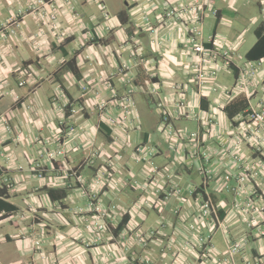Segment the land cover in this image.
<instances>
[{"label": "crops", "instance_id": "1", "mask_svg": "<svg viewBox=\"0 0 264 264\" xmlns=\"http://www.w3.org/2000/svg\"><path fill=\"white\" fill-rule=\"evenodd\" d=\"M108 1L0 0V185L10 179L7 195L0 196V261L142 264L146 258L151 264H240L264 259V236L258 233L264 214L234 207L238 199L264 205V175L249 176L240 195L226 187L236 186L243 171L236 154L253 168L264 165V147L258 151L244 135L254 124L246 110L264 102V41L256 46L264 35L262 0H209L218 14L207 10L203 39L235 52L230 66L220 60L210 64L217 74L203 89L192 70L197 54L187 41L192 22L165 18L167 7L193 0H110L112 10ZM121 12L128 14V23L120 22ZM15 17L16 34L4 36L2 24ZM211 17L215 22L207 25ZM252 55L263 60L262 67L241 88L239 75ZM73 57L79 76L65 66ZM153 84L156 94L149 92ZM215 84L218 91L212 90ZM132 85L138 117L109 124L108 115L122 114L114 95L123 97ZM179 99L187 105L184 113L176 108ZM102 101L107 102L104 114L97 109ZM160 101L176 137L163 129ZM203 113L218 124L196 119ZM191 131L204 139L198 146L187 135ZM142 146L153 149L149 158L158 170L138 160ZM57 149L64 155L50 159ZM204 150L215 175L208 184L198 171ZM227 172L232 178L225 184ZM176 187L183 192L165 199ZM203 192L216 207L209 218L200 217ZM92 199L107 212L108 230L99 241L88 206ZM254 212L257 220L249 227L245 215ZM207 234L211 238L202 248L198 238ZM235 241L241 250L229 258L228 245Z\"/></svg>", "mask_w": 264, "mask_h": 264}, {"label": "built area", "instance_id": "2", "mask_svg": "<svg viewBox=\"0 0 264 264\" xmlns=\"http://www.w3.org/2000/svg\"><path fill=\"white\" fill-rule=\"evenodd\" d=\"M194 2L190 4L186 3H180L175 6H169L167 7L165 11V18L166 20L170 19H177L179 21H185L190 20L192 22V25L188 27V36L187 41L192 44L193 50L197 54V60L192 64V70L194 72L195 81L198 83V86L200 89H203L206 87L207 83L209 82V79L211 77L216 76L217 71L215 68H212L210 66L211 63H215L217 60H220L225 66H230L232 64V55L234 54L235 50L232 46H223L218 47L213 43V40L205 41L203 39V19L205 16L208 15L209 10L214 16L218 14V10L216 8H212L211 5H209V0H193ZM263 2V11H264V0ZM209 7L210 9H208ZM103 8H106V5H103ZM108 14L105 13V16ZM50 19L53 22H56V13L52 12L50 15ZM20 26V21L18 20V17H15L5 23L2 24V28L7 30V32L4 33V36H7L8 34H16V28ZM107 29H109V26H107ZM152 32H155V30H152ZM40 35H44V32H39ZM39 44V43H38ZM262 59L254 60V61H247L245 66L242 67L241 73L239 75V87H243L244 84L254 79L257 75L258 69L262 67ZM128 68V65H123L121 69L126 70ZM26 81L21 80L19 82V85H24ZM136 86L132 85L131 88L126 92V94L123 97H117L116 99H120L119 102L121 103L122 107V114L120 118H116L113 115L107 116V122L111 125H120L123 123H127L129 119L132 117V114L135 117H138L136 112H134V106L135 103L132 99V94L134 92V88ZM174 88H178V85H174ZM82 89L87 90V85H83ZM157 87L153 84L151 88H149V92L156 94ZM213 91H218V87L216 84L212 85ZM221 92L225 94H231L228 90H222ZM64 105H67L64 104ZM107 102L102 101L98 105V111L100 114H104V111L106 110ZM157 107L161 110L162 115V122H163V129L166 131L169 137H176L178 133L176 132L174 126L170 123V114L164 109L165 105L162 101L157 103ZM176 108L179 113H184L187 105L184 103L183 100L179 99L178 102H176ZM245 115L248 119L251 120V122H254L253 125L249 126L247 125L244 129V135L248 139V141L253 142L255 148L258 151H262V148L264 147V102L260 103V106L258 109L254 108H248L246 110ZM198 120H203L206 123L212 125H217L218 121H216L213 117H210L207 115L205 117L204 113L200 116L198 115L196 117ZM70 132L73 131V128H70ZM190 139L198 146L200 142L204 139H202V135L199 133V131H191L187 134ZM241 138L238 137L235 140L234 146L237 150L241 145ZM153 149L150 147H139L137 157L138 160L147 161L149 162L155 170H158L159 168L153 164L152 161H150V155L152 154ZM236 154V153H235ZM234 154V155H235ZM60 155H64L63 149H57L55 151H52L49 153V158L54 159ZM236 158V164L239 169H243L240 173L236 175L237 179V185L236 186H227L228 190L234 191L236 195H240L243 191L244 185L248 182L249 176L253 178H258L262 174L264 175V165L261 166L260 169L253 168L249 164L246 165L242 161L241 157L239 155H235ZM202 159H204V163H201L198 167L199 173L204 178V183L208 184L209 181L214 179V170L212 167H210L211 163V155L207 150H204L202 153ZM34 169H38L40 165L37 163H34L33 165ZM39 177H43L42 172L38 173ZM232 178V173L227 172L223 176V180L225 184ZM4 182H10L9 178L4 179ZM137 183V182H136ZM183 192V189L181 187H176L175 189H171V191L166 192L164 194V198H169L170 195H176L181 194ZM89 208L90 211L95 213V219L93 220V228L95 231H97V236L95 238V241H99L102 239V234L104 232H107L108 230V224L105 221V217L107 215L106 210L102 206V203L100 201H94L93 199L89 202ZM243 206H245V210L248 212L251 210H255L256 212H260L264 214V205H259V207H255L253 202L251 200L243 201L241 199H238L234 203V207L236 209H240ZM216 213V207L213 204V201L210 197V195H207L206 199L203 200L201 208H200V217L202 218H209L212 216V214ZM248 226L251 227L256 223L257 216L256 213L247 216ZM258 233L264 236V229L259 228ZM211 238V235H200L198 238V242L202 248L205 247L206 243L209 242V239ZM39 243V242H37ZM242 247V244L240 241L231 242L228 245L227 248V255L229 258H233L238 252H240ZM142 264H151L149 259H143ZM0 264H4L0 261ZM133 264V263H129ZM235 264V263H232ZM240 264H264V259L259 261L254 260H248L244 263Z\"/></svg>", "mask_w": 264, "mask_h": 264}, {"label": "trees", "instance_id": "3", "mask_svg": "<svg viewBox=\"0 0 264 264\" xmlns=\"http://www.w3.org/2000/svg\"><path fill=\"white\" fill-rule=\"evenodd\" d=\"M103 5H104V3L102 2V7H103ZM106 5V4H105ZM103 10H104V17L105 18H108L109 17V13H108V11H107V6H106V8L104 9L103 8ZM105 13H107L108 15L107 16H105ZM119 19H120V22L122 23V24H126V23H128V21H129V16H128V14L127 13H125V12H121V13H119ZM95 40H97V39H95ZM107 39L106 38H100L98 41H102V42H104V41H106ZM70 40L68 39V40H66L65 42H69ZM264 41V35H260V37H259V39H258V41H257V43H256V46L257 45H261L262 44V42ZM258 59H260V58H257L256 56H250V58L248 59L249 61H254V60H258ZM65 66H66V68H68V69H70L73 73H75L77 76H79V72H78V69L76 68V66H75V58L73 57V58H71V59H69V60H67L66 61V63H65ZM71 104L69 103H67V108H69V106H70ZM8 188H9V186L7 185V183L6 182H4V183H2L1 185H0V196H5V195H7V191H8ZM206 197H207V195H205V192H203V199H206ZM125 223H126V220L124 219V220H122L121 221V223L117 226V227H115L114 228V231H115V235H118V233L121 231V229L124 227V225H125Z\"/></svg>", "mask_w": 264, "mask_h": 264}, {"label": "rangeland", "instance_id": "4", "mask_svg": "<svg viewBox=\"0 0 264 264\" xmlns=\"http://www.w3.org/2000/svg\"><path fill=\"white\" fill-rule=\"evenodd\" d=\"M112 4H113L112 1L109 0V1H108V4H107L109 10L114 9V6H113ZM206 22H207V25H208V23L210 24L211 22H215V19L211 17V18L207 19ZM205 24H206V23H205ZM251 33H252V32H251Z\"/></svg>", "mask_w": 264, "mask_h": 264}]
</instances>
